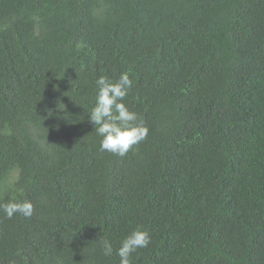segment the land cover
Listing matches in <instances>:
<instances>
[{
	"label": "trees",
	"instance_id": "trees-1",
	"mask_svg": "<svg viewBox=\"0 0 264 264\" xmlns=\"http://www.w3.org/2000/svg\"><path fill=\"white\" fill-rule=\"evenodd\" d=\"M127 72L149 129L88 116ZM0 264H264V0H0ZM113 254L102 252L104 241Z\"/></svg>",
	"mask_w": 264,
	"mask_h": 264
},
{
	"label": "clouds",
	"instance_id": "clouds-1",
	"mask_svg": "<svg viewBox=\"0 0 264 264\" xmlns=\"http://www.w3.org/2000/svg\"><path fill=\"white\" fill-rule=\"evenodd\" d=\"M98 88L95 105L88 119L101 137L99 150L124 157L134 146L145 140L149 129L141 117L123 102L133 86L127 72L121 73L116 81L100 76L95 81ZM0 211L11 219L19 214L30 218L34 212L31 201H9L0 204ZM151 242L150 234L137 227L128 234L115 249L119 264H132L133 253L147 248ZM113 245L104 241L102 252L105 256L113 254Z\"/></svg>",
	"mask_w": 264,
	"mask_h": 264
}]
</instances>
